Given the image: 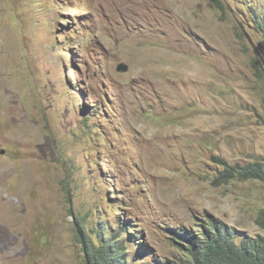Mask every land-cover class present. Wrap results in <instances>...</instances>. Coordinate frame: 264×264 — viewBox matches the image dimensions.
<instances>
[{"label":"rangeland","instance_id":"rangeland-1","mask_svg":"<svg viewBox=\"0 0 264 264\" xmlns=\"http://www.w3.org/2000/svg\"><path fill=\"white\" fill-rule=\"evenodd\" d=\"M220 2L0 0V264H81L82 227L177 264L208 214L264 238V181H217L264 161V0Z\"/></svg>","mask_w":264,"mask_h":264},{"label":"trees","instance_id":"trees-1","mask_svg":"<svg viewBox=\"0 0 264 264\" xmlns=\"http://www.w3.org/2000/svg\"><path fill=\"white\" fill-rule=\"evenodd\" d=\"M217 2L222 6L220 0ZM254 13L255 20L259 21V27L264 30V9L256 10ZM223 165L224 169L217 178L218 182L224 183L232 179L264 181L263 160L257 159L246 164L224 162ZM120 223L124 228L123 231L136 230L133 225H124L122 221ZM195 227L199 229L197 234L193 233L189 236L186 232H175L176 238L172 237L186 255V259L177 264H264V238L242 239L238 243L232 232L233 229L209 214L206 222L197 223ZM77 232L84 244L85 254L81 264H133L123 252V241L118 243L116 238L107 241L102 237L97 244L85 234L84 227L77 229ZM181 239L188 243H183Z\"/></svg>","mask_w":264,"mask_h":264},{"label":"water","instance_id":"water-1","mask_svg":"<svg viewBox=\"0 0 264 264\" xmlns=\"http://www.w3.org/2000/svg\"><path fill=\"white\" fill-rule=\"evenodd\" d=\"M128 64H126V63H120L119 64V66H118V69L120 70V71H126V70H128Z\"/></svg>","mask_w":264,"mask_h":264}]
</instances>
